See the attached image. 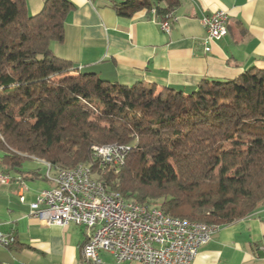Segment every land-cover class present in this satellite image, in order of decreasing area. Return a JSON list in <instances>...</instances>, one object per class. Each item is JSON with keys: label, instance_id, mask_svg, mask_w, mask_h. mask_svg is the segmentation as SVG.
<instances>
[{"label": "trees", "instance_id": "1", "mask_svg": "<svg viewBox=\"0 0 264 264\" xmlns=\"http://www.w3.org/2000/svg\"><path fill=\"white\" fill-rule=\"evenodd\" d=\"M177 6L124 0L114 10L163 21ZM72 8L44 0L30 16L25 0H0L1 172L22 174L31 159L84 165L108 191L173 218L221 227L252 215L264 201V71L202 79L189 95L78 73L51 50ZM106 145L130 148L123 165L99 167L92 147Z\"/></svg>", "mask_w": 264, "mask_h": 264}, {"label": "crops", "instance_id": "2", "mask_svg": "<svg viewBox=\"0 0 264 264\" xmlns=\"http://www.w3.org/2000/svg\"><path fill=\"white\" fill-rule=\"evenodd\" d=\"M25 1L30 16L44 2ZM68 1L73 8L63 41L53 43L51 50L78 73L189 95L202 79L233 80L252 68L264 71V0H178L169 33L146 10L129 18L118 16L114 6L124 0ZM217 12L227 16V33L205 52L201 19ZM44 166L28 160L22 174H9L21 181L0 185V232L15 237L9 248L0 245V264H81L83 228L43 227L30 215L29 205L53 186ZM192 264H264V201L247 218L218 227Z\"/></svg>", "mask_w": 264, "mask_h": 264}, {"label": "built area", "instance_id": "3", "mask_svg": "<svg viewBox=\"0 0 264 264\" xmlns=\"http://www.w3.org/2000/svg\"><path fill=\"white\" fill-rule=\"evenodd\" d=\"M170 19L167 16L160 23L166 33H169ZM226 21L224 12L201 19L206 29L205 52L210 51L212 42L226 35ZM129 151L127 146H93L92 158L99 167L111 168L120 165L123 153ZM44 167L46 178L53 186L42 191L29 205L30 215L43 227L83 228L81 264H105L102 254L111 257L110 264H192L216 232L200 231V224L205 223L189 222V227L169 225L157 208L156 213H147L146 209L121 207L93 174H85V168L61 173L51 166ZM12 179L21 181L20 176L0 173V185H7ZM23 201L20 197V202ZM14 242L12 234L0 232L1 246L9 248Z\"/></svg>", "mask_w": 264, "mask_h": 264}, {"label": "bare ground", "instance_id": "4", "mask_svg": "<svg viewBox=\"0 0 264 264\" xmlns=\"http://www.w3.org/2000/svg\"><path fill=\"white\" fill-rule=\"evenodd\" d=\"M127 156H128V153H123V158H120V164L123 165V162L127 158ZM45 165L49 166L47 164H45ZM84 168H85V174H92L90 168H88L87 166H84V165H78L73 169H84ZM59 171H61V173H70V170H59ZM100 185L103 186V190H107V186L105 184L100 182ZM107 194H111L114 197L115 203H121V207L132 206L134 208L146 209L147 213H156L155 207H151L149 205H140V204H134L132 202H128V201L124 200L121 197V195L116 193V192H112V191L107 190ZM159 212L163 213L160 210H159ZM164 221L169 225H178L180 227H189V222H190V221L181 220V219H178L175 217L173 218V217H170L166 214H164ZM198 223H202V222H198ZM217 229H218V226H215V225L200 224V231H217ZM92 264H101V263H92Z\"/></svg>", "mask_w": 264, "mask_h": 264}, {"label": "rangeland", "instance_id": "5", "mask_svg": "<svg viewBox=\"0 0 264 264\" xmlns=\"http://www.w3.org/2000/svg\"><path fill=\"white\" fill-rule=\"evenodd\" d=\"M43 164H45V163H43ZM101 258H102V260L104 261L105 264H110L111 263V257L109 255L102 254Z\"/></svg>", "mask_w": 264, "mask_h": 264}]
</instances>
